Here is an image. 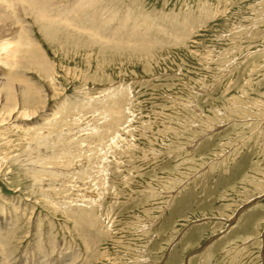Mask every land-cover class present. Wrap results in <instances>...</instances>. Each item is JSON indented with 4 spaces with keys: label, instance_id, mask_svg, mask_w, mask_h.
<instances>
[{
    "label": "rangeland",
    "instance_id": "obj_1",
    "mask_svg": "<svg viewBox=\"0 0 264 264\" xmlns=\"http://www.w3.org/2000/svg\"><path fill=\"white\" fill-rule=\"evenodd\" d=\"M24 1L0 0V264H264V0Z\"/></svg>",
    "mask_w": 264,
    "mask_h": 264
},
{
    "label": "bare ground",
    "instance_id": "obj_2",
    "mask_svg": "<svg viewBox=\"0 0 264 264\" xmlns=\"http://www.w3.org/2000/svg\"><path fill=\"white\" fill-rule=\"evenodd\" d=\"M24 1V0H23ZM33 1V0H32ZM52 1V0H51ZM12 2V1H11ZM22 2V1H21ZM25 2V1H24ZM26 2H28V1H26ZM29 3H30V1H29ZM51 3H53V1L51 2ZM11 4H13V3H11ZM23 4V3H22ZM32 4H33V2H32ZM43 4L44 5H41L40 4V6L39 7H33L32 8V10H31V7H30V10L31 11H26L24 14H26V13H28V12H30V13H33L32 15H34L35 16V19L33 20V25H36L42 32H50V30H49V28L51 29V27H54L57 23H58V21L56 22V20H54V18H53V20H51L50 18L52 17V16H48V17H50L49 19L47 18V16L45 15L47 12V10L44 12V9H45V6H49L50 5V3H48L47 1H45V2H43ZM1 5V4H0ZM2 5H4L5 6V9H6V5H5V3L3 4L2 3ZM23 6V5H22ZM8 7V6H7ZM27 7H28V5H27ZM52 7V6H51ZM54 7V6H53ZM47 8V7H46ZM26 9V8H25ZM25 9H23L24 11H25ZM10 10H11V7H10ZM9 10V11H10ZM50 10V9H49ZM53 10V9H52ZM7 11V10H6ZM53 11H55V10H53ZM50 12V11H49ZM56 13H57V10L55 11ZM49 14V13H48ZM47 14V15H48ZM50 15V14H49ZM31 16V15H30ZM59 22H61V21H59ZM6 23H9V26L11 25V27H12V31L11 32H13V30H15V28H17L16 26V22L12 19V17H11V15L10 14H8V13H6L5 11H4V9H2L1 7H0V28L2 29V33H7V29L5 28V26H6ZM67 27V26H66ZM65 28V27H64ZM23 29V28H22ZM70 29V28H69ZM23 31H24V29H23ZM71 31V30H70ZM1 32V31H0ZM20 33V32H19ZM19 33L17 32L16 33V35H15V37H12V38H8L7 40L9 41V40H11V41H9V43L11 42V43H13V40H16V41H18V43L19 42H21V40L22 39H20L21 38V33H20V35H19ZM24 33V32H23ZM72 33V32H71ZM4 35V34H3ZM6 35V34H5ZM4 35V36H5ZM8 37V36H7ZM24 38V37H23ZM4 39H6V38H4ZM3 39V40H4ZM7 40H5V41H7ZM26 40V39H25ZM24 40V41H25ZM4 41V42H5ZM7 41V42H8ZM9 43L7 44V45H9ZM16 44V43H15ZM17 47V46H16ZM42 105V104H41ZM41 105H38V106H36L35 107V109H34V112L33 113H36V111H41V110H43L44 108H45V106L43 107V105L41 106ZM17 107V105L15 104L14 105V107H13V111L15 110V108ZM11 113V112H10ZM11 115V114H10ZM2 256V255H1ZM1 260V259H0Z\"/></svg>",
    "mask_w": 264,
    "mask_h": 264
}]
</instances>
